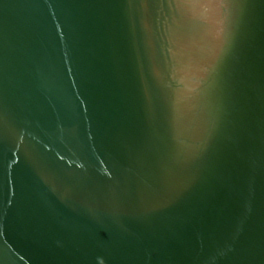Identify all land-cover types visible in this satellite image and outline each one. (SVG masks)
Wrapping results in <instances>:
<instances>
[{"label":"water","instance_id":"obj_1","mask_svg":"<svg viewBox=\"0 0 264 264\" xmlns=\"http://www.w3.org/2000/svg\"><path fill=\"white\" fill-rule=\"evenodd\" d=\"M0 264H264V0H0Z\"/></svg>","mask_w":264,"mask_h":264}]
</instances>
